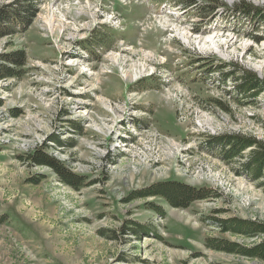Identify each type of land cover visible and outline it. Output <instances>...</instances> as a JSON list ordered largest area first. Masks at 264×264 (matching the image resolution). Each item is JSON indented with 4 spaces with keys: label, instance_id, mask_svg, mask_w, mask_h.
Returning a JSON list of instances; mask_svg holds the SVG:
<instances>
[{
    "label": "rangeland",
    "instance_id": "374dc122",
    "mask_svg": "<svg viewBox=\"0 0 264 264\" xmlns=\"http://www.w3.org/2000/svg\"><path fill=\"white\" fill-rule=\"evenodd\" d=\"M238 1L197 15L182 0H38L30 26L0 38V54L27 61L0 79V264H264L207 245L257 240L218 219L264 222V179L212 144L228 133L264 143V89L234 88L241 71L264 79V24L232 12ZM99 34L108 47L85 49ZM45 142L83 187L26 159ZM166 180L212 196L187 208L131 197Z\"/></svg>",
    "mask_w": 264,
    "mask_h": 264
},
{
    "label": "trees",
    "instance_id": "16d2710c",
    "mask_svg": "<svg viewBox=\"0 0 264 264\" xmlns=\"http://www.w3.org/2000/svg\"><path fill=\"white\" fill-rule=\"evenodd\" d=\"M198 2L197 0H182L181 3L183 7L194 6L198 12L197 15H203L208 11L212 12L220 5H224L220 4L218 0H198ZM38 6V0H14L0 8V38L11 37L18 31L30 26L38 12ZM231 11L264 24V7L253 6L244 0H239L232 6ZM88 45L85 46V49L95 53L99 48L106 49L108 47V39L106 35L99 34L92 42H88ZM26 62V55L22 49L0 54V79L19 78ZM234 77L236 92L245 98H254L264 89V79L258 78L249 71H241ZM47 141L63 145V141L59 140L58 137L52 136ZM212 141V144L219 147L220 157L224 161L230 162L235 158L243 157L244 161L240 164L241 169L251 179H264V143L262 141L239 133L223 134L219 137H213ZM48 145L50 144L42 143L34 151L27 154L26 159L34 165L50 168L64 185L73 189L83 187L85 185L84 178L75 174L67 164L47 152L45 148ZM246 150L248 152L244 154ZM260 184L264 186V180L260 181ZM154 196L161 197L172 207L187 208L196 200L208 199L212 196V192L204 187H195L176 180H166L155 182L131 194V197L141 198ZM149 205L153 210L161 212V208L156 207V205L152 203ZM216 221L222 232H230L247 239L257 238V240L251 244H239L218 238L208 240V247L264 262V238H260L264 234V222L240 217H229Z\"/></svg>",
    "mask_w": 264,
    "mask_h": 264
}]
</instances>
